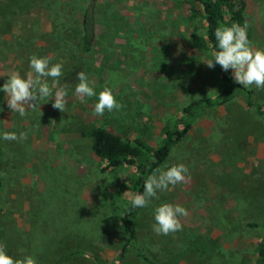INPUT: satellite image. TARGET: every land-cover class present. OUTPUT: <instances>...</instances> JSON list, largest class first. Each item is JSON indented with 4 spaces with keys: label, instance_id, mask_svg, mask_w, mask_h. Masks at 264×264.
I'll return each instance as SVG.
<instances>
[{
    "label": "rangeland",
    "instance_id": "obj_1",
    "mask_svg": "<svg viewBox=\"0 0 264 264\" xmlns=\"http://www.w3.org/2000/svg\"><path fill=\"white\" fill-rule=\"evenodd\" d=\"M247 36L264 50V0H244ZM188 0H0V87L30 71L29 58L61 63L66 110L42 101L26 116L0 106L3 188L0 244L14 259L36 264H119L121 221L138 177L134 167L107 169L90 149L95 127L157 147L190 102L214 96L221 83L210 52L188 47L201 17L186 21ZM90 12L95 43L81 48L82 19ZM214 63V62H213ZM84 72L99 93L110 88L119 110L93 112L97 97L74 95ZM72 76L71 79H67ZM51 83V78H47ZM264 103V89L247 88ZM42 113V115H41ZM4 132H27L7 141ZM184 164L187 182L158 191L138 208L139 249L155 264H254L264 236V121L237 99L197 120L158 169ZM163 203L180 205L182 230L153 231ZM120 264H142L129 251ZM264 264V263H263Z\"/></svg>",
    "mask_w": 264,
    "mask_h": 264
},
{
    "label": "clouds",
    "instance_id": "obj_2",
    "mask_svg": "<svg viewBox=\"0 0 264 264\" xmlns=\"http://www.w3.org/2000/svg\"><path fill=\"white\" fill-rule=\"evenodd\" d=\"M247 24L241 26H219L214 31L217 42V50L212 53V59L205 64L213 68L218 64L222 70H231V76L235 83L245 88L255 86L264 89V50L252 46L247 36ZM215 62V64L213 63ZM29 68L24 77L18 72L7 76L6 81L0 87V91L7 95V107L11 112L26 116L29 110L40 109L42 101H52V107L64 112L66 110L68 91L66 86L60 85L62 76V64L50 65V58H38L33 55L29 58ZM78 83L74 89L75 97L84 102L85 98L97 97L93 112L97 116H103L105 111L119 110L122 105L117 102L113 91L105 87L97 93L84 72H77ZM47 78H51V83ZM2 110V109H0ZM42 115V113H41ZM27 132H4L2 138L7 141H24ZM188 168L184 164H177L166 169H156L144 181L142 193H130V205L133 208L148 206L153 198H157V192L168 190L169 186L187 182ZM187 216V211L180 205L163 203L156 207L154 212L153 231L157 235H169L182 230L180 217ZM0 264H36L31 256L23 259H14L6 253L4 244H0Z\"/></svg>",
    "mask_w": 264,
    "mask_h": 264
},
{
    "label": "trees",
    "instance_id": "obj_3",
    "mask_svg": "<svg viewBox=\"0 0 264 264\" xmlns=\"http://www.w3.org/2000/svg\"><path fill=\"white\" fill-rule=\"evenodd\" d=\"M186 21L193 22L201 17L205 23L204 35L198 34L197 29L191 31L188 47L194 53L210 52L217 50V42L214 31L219 26H231L246 24L244 0H188ZM81 48L83 52H89L95 43V23L88 11L82 19ZM214 62V61H213ZM215 64V62H214ZM221 87L212 97H204L190 102L183 109V115L174 127L166 128L164 139L160 145L153 148L140 140L125 141L120 136L95 127L89 133L90 149L95 157L106 163L107 169H117L124 165L134 167L138 177L133 185V193H142L144 181L168 158L172 147L180 141L193 128L194 123L203 116L208 115L214 109L225 106L237 99L244 102L248 109L253 110L264 121V103L254 100L253 92L234 82L231 70L224 71L216 64ZM69 76L67 79H71ZM3 101V93L0 91V106ZM0 139V158L2 156ZM2 165L0 159V195L3 188ZM138 208L130 205L124 212L121 221L122 242L117 256L120 264L125 255L132 251L142 264H155L138 247L134 219ZM264 263V236L256 248V261L254 264Z\"/></svg>",
    "mask_w": 264,
    "mask_h": 264
}]
</instances>
